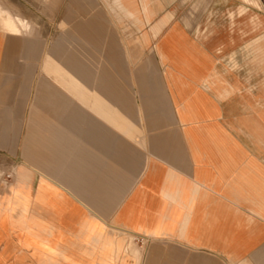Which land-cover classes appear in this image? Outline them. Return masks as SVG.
Returning a JSON list of instances; mask_svg holds the SVG:
<instances>
[{
	"label": "crops",
	"instance_id": "1",
	"mask_svg": "<svg viewBox=\"0 0 264 264\" xmlns=\"http://www.w3.org/2000/svg\"><path fill=\"white\" fill-rule=\"evenodd\" d=\"M66 2L92 17L81 58L52 53L66 107L43 104L41 38L0 26V264H264V0ZM115 29L155 54L161 105L97 62L131 82Z\"/></svg>",
	"mask_w": 264,
	"mask_h": 264
},
{
	"label": "rangeland",
	"instance_id": "2",
	"mask_svg": "<svg viewBox=\"0 0 264 264\" xmlns=\"http://www.w3.org/2000/svg\"><path fill=\"white\" fill-rule=\"evenodd\" d=\"M41 4V19L28 17L27 21L15 17L12 13L0 8V26L11 36L15 47H18L20 38L25 33L28 39L34 40L35 36L41 38L44 52L42 71L44 79L42 82L43 104L50 105L53 101L55 104L66 107L68 101L65 96L66 81L64 80L65 82L62 85L52 77V53L67 51L69 54H76L78 58H81L80 55L87 46L83 42L82 29H72V27L75 25L82 27V23L88 22L92 17L89 15L84 16L88 12L80 8L74 13V16L71 14V17L68 18L66 0H59L58 3L51 0H43ZM56 4L58 5V16L56 14ZM40 24L42 29H35ZM115 31L117 32V45L119 47L125 45L130 56V65H127V71L131 72V82L125 80L118 71H113L111 64L106 62L108 48L104 51L103 55L105 56H102L101 60L97 57L98 55H95L98 58L97 62L104 64L108 67L107 69L110 68L115 73L118 95L121 94L122 98H128L133 108H141L147 105L149 100L161 105L163 101L160 91L161 69L155 54L151 50L146 51L140 46L137 47L135 36L125 33V29H115ZM131 47L133 48L131 49ZM50 96H53V98ZM122 98L118 96L117 102H120ZM28 100L33 103L34 97ZM7 157L6 154L0 153V179L2 175L9 173L10 170L9 164H6Z\"/></svg>",
	"mask_w": 264,
	"mask_h": 264
},
{
	"label": "bare ground",
	"instance_id": "3",
	"mask_svg": "<svg viewBox=\"0 0 264 264\" xmlns=\"http://www.w3.org/2000/svg\"><path fill=\"white\" fill-rule=\"evenodd\" d=\"M230 117V116H229ZM18 185V184H17ZM31 215V214H30ZM171 260V259H170ZM185 262V261H184ZM203 263V262H202Z\"/></svg>",
	"mask_w": 264,
	"mask_h": 264
}]
</instances>
